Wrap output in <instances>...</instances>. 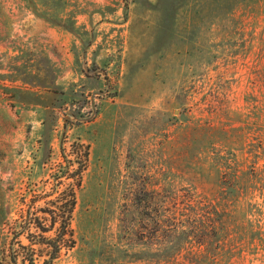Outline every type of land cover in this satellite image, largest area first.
Masks as SVG:
<instances>
[{
    "label": "rangeland",
    "instance_id": "1",
    "mask_svg": "<svg viewBox=\"0 0 264 264\" xmlns=\"http://www.w3.org/2000/svg\"><path fill=\"white\" fill-rule=\"evenodd\" d=\"M82 164L52 264H264V0H0V262Z\"/></svg>",
    "mask_w": 264,
    "mask_h": 264
},
{
    "label": "trees",
    "instance_id": "2",
    "mask_svg": "<svg viewBox=\"0 0 264 264\" xmlns=\"http://www.w3.org/2000/svg\"><path fill=\"white\" fill-rule=\"evenodd\" d=\"M84 161L87 149L83 151ZM80 165L76 170L55 173L51 183V196L44 206L30 205L14 222L13 235L3 249L0 264H52L62 250L74 245L71 227L76 204V188L80 185ZM65 178H71L65 181Z\"/></svg>",
    "mask_w": 264,
    "mask_h": 264
}]
</instances>
